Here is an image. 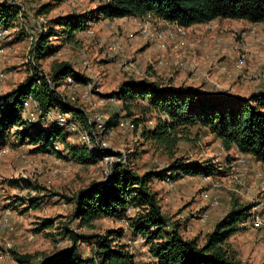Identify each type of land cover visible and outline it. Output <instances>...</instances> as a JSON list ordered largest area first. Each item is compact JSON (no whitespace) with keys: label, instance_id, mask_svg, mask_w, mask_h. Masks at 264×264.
Here are the masks:
<instances>
[{"label":"rangeland","instance_id":"374dc122","mask_svg":"<svg viewBox=\"0 0 264 264\" xmlns=\"http://www.w3.org/2000/svg\"><path fill=\"white\" fill-rule=\"evenodd\" d=\"M7 1L19 5L21 13L16 20V26L1 35L0 72L4 73V77L0 79V95L20 84L32 73L34 67L29 57L32 43L39 31L47 29L51 17L90 10L99 0ZM46 3L51 4L52 9L46 14H38L40 6ZM145 18L98 20L85 31L78 33L76 42H63L60 38L53 37L52 42L59 44V47L53 55L40 61V69L50 73L54 62H69L75 72L81 74L82 80H74L71 77L73 85L69 86L70 82L66 80L65 86L61 85L58 90L74 96L75 100H71L70 104L78 108L84 116H90L93 110H98L105 118L120 112L121 103L110 95L111 92L117 90L124 81L131 79L135 82L146 81L175 86L204 85L240 97L255 92L260 82L264 81L258 76V73L264 71V64L250 70L245 65L243 72L236 71L233 66L239 48L236 44L242 39L248 45V36L264 55V50L254 41V34L245 32L255 26L257 34H262L264 22L243 24L236 19L218 18L215 23L202 24L204 32L218 29L210 36L204 35L198 26L192 25L188 28L187 38L196 41L199 46L202 41H206L208 45L193 51L194 49L187 45L188 40L184 39L183 45L178 48L170 40L160 44L150 41L141 33L139 25L146 21L149 23V29H152L166 26L168 22L161 23L157 19ZM222 20L233 24L221 23ZM242 33L244 35L240 38ZM223 34L235 44L232 46L234 57L231 64H226L227 70L221 69V64L225 63L218 53ZM159 59L162 63H158ZM236 73L243 78L234 79ZM136 116L137 114L133 115L134 118ZM133 117L129 118L124 127H114L106 140L111 151L123 152L126 156L127 153L132 154L133 168L139 174L150 169L164 168L168 163L180 158L210 162L223 167L227 165V155L234 154L223 150L218 141H214L209 135L195 141L191 134L192 137L179 142L176 151L169 157L141 136L140 129L136 130L131 122ZM146 118H151L153 122L157 119V114L153 112L146 115ZM146 124L149 125V122ZM67 135L70 142L76 141L77 132ZM5 146L7 151L0 153V223L7 217L14 230L10 232L0 229V264H20L15 260L13 252L33 254L36 260L52 254L58 247L67 243L65 239L58 245L59 227L63 224L84 235L99 233L115 226L126 228L125 221L101 219L95 223L94 229H88L79 226L78 220L73 218V203H68L66 198H71L76 191L90 182L101 179L103 174L99 162L95 165H82L63 158L57 160L47 153H33L30 151L32 146L28 142H18L14 134L8 137ZM243 158L244 166L235 162L224 176L189 175L182 181H175L173 186L158 179L151 182L152 190L158 193L162 211L171 220L179 222L184 237H197L202 242L205 234L212 230L217 219L225 214L234 199L251 203V211L258 205L256 208L264 213V184L260 185V179L255 176L257 171L264 173V165L260 164L258 169L251 171L252 164L256 161L252 157ZM249 171L252 172L254 183L258 187L245 197L236 188L239 189ZM23 179L28 181L31 188L23 186ZM13 181H16V184ZM31 197L38 198L37 208L31 207L28 200ZM213 198H216L217 204L211 206ZM4 210L10 213L7 214ZM203 212H206L205 218L201 217ZM48 218L53 221V227L35 232L37 222ZM126 237L121 241L134 248L136 260L148 264L150 261L145 257L142 242L133 239L131 235ZM228 240L238 257H241V261L264 264V232L254 227L250 219L244 223L242 230ZM81 250L84 258L92 256L90 244H81Z\"/></svg>","mask_w":264,"mask_h":264},{"label":"trees","instance_id":"16d2710c","mask_svg":"<svg viewBox=\"0 0 264 264\" xmlns=\"http://www.w3.org/2000/svg\"><path fill=\"white\" fill-rule=\"evenodd\" d=\"M51 9V4H43L38 14H46ZM20 13L19 5L0 0V29L14 28ZM145 17L165 23L174 22L183 27L207 23L216 18L260 23L264 22V0H99L90 10L51 17L47 29L38 32L30 49L34 57L32 73L0 95V147L5 146L8 137L14 134L18 142H28L33 153L52 152L78 164H97L101 156L77 140L70 142L63 126L54 122L45 128L38 122L26 124L22 118V103L31 97L38 102L42 112H72L74 118L87 127V119L82 112L64 102L58 94V88L65 84L68 76L80 81L81 74L66 61L54 62L51 72L46 73L48 79L39 70L40 61L53 55L59 47L52 42V38L76 42L78 33L98 20ZM110 95L120 101L121 106L120 112L108 117L107 125L117 126L119 119L128 121L137 114L131 120L135 129H140L145 140L169 157H172L179 142L192 137L191 134L195 141L209 135L227 153L235 149L264 164V90L240 97L204 85L175 86L131 79L124 81ZM153 112L157 114V119L152 122L146 115ZM148 122L149 125L146 124ZM54 142H58L61 149H55ZM132 159V154L127 153L126 162L114 164L113 174L106 183L92 181L71 198H66L68 203H73L72 215L79 226L94 229L95 223L101 219L115 222L123 219L126 228L115 226L84 235L63 224L59 227L58 245L65 239L66 244L41 260H36L33 254L13 252L15 260L20 264H147L145 261L138 262L135 252L121 241L128 231L133 239L142 242L150 261L148 264H246L230 246L228 239L243 229L244 223L249 220L251 203L234 199L228 211L200 242L197 237L182 235L179 222L171 220L162 211L158 193L151 188L154 179L169 177L178 181L181 174L224 176L234 166L235 162L231 163L235 159L233 156L227 155V165L223 167L180 158L164 168L146 170L141 174L133 168ZM13 182L16 184V181ZM22 184L30 187L25 179ZM19 200L22 201L21 198ZM28 200L31 207L37 208L38 198ZM52 227L53 221L44 219L37 222L35 232ZM84 243L90 244L93 250L88 258L82 255L81 244Z\"/></svg>","mask_w":264,"mask_h":264},{"label":"built area","instance_id":"2783aa9c","mask_svg":"<svg viewBox=\"0 0 264 264\" xmlns=\"http://www.w3.org/2000/svg\"><path fill=\"white\" fill-rule=\"evenodd\" d=\"M4 1V0H3ZM146 17L145 20H147ZM139 28L141 29V33L145 37H148V39L152 42H155L157 44L163 43L166 40H170L175 47H180V45H183V39L188 40L187 45L190 46L193 51L195 49H198L199 47H207V42L202 41V44L199 46L196 41L190 40L187 38L188 34V28L189 27H183L180 25H177L174 22H168L166 23V26L157 27L149 29V23L144 21L141 25H139ZM6 31V29H0V39L1 35ZM245 32H248L250 34H254V41L257 43L261 48L264 50V30L262 34H257L258 31H256V27L252 26L250 29L246 30ZM246 34V33H245ZM234 35V34H233ZM244 33L240 35V38ZM236 36V35H234ZM239 36V34H238ZM237 37V36H236ZM239 48L236 51V56L234 60V69L238 72H243L245 68V59L247 58L248 54V45L246 42H244L242 39L239 42ZM33 44V43H32ZM200 49V48H199ZM2 50L1 43H0V51ZM30 54V52H29ZM30 63L34 67V57L30 54ZM158 63H162V60H158ZM221 69L227 70V66L225 64H221ZM41 71V74L44 75L46 79H48V76L43 70L39 69ZM258 76L262 77L264 79V71H261L258 73ZM4 77V73L0 72V79ZM68 82H70L69 86H72L74 81L72 80L71 76H68L66 78ZM66 82V81H65ZM66 84V83H65ZM64 84V86H65ZM87 91H85L86 93ZM58 94L60 95L61 99L70 104L71 100H75V97L72 95H67L58 90ZM82 96H84L82 94ZM114 99V98H113ZM85 114V113H84ZM85 117L87 119V127L82 126L78 120H76L72 114V112H62V113H55L54 110H47L46 112H42L40 109L38 102L31 97H27L24 99L22 103V118L25 121L26 124H34L35 122H38L39 125L43 128L47 127L50 122H54L58 125L63 126L68 131L67 133L70 134V132H77L76 140L79 143L84 144L88 149H90L93 153L99 154L101 156V159L99 161L102 169V177L100 179L101 182L106 183V181L112 176L113 174V168L114 164L116 163H125L127 160L126 154L123 152H113L110 150V145L106 140L107 135L112 131L114 127H124L128 124V121L126 119H119V122L117 126L109 127L107 125V119L103 116V113L99 112L98 110H93L92 114L90 116H87L85 114ZM80 129V130H79ZM79 130V131H78ZM82 130V131H81ZM53 147L55 149H61V145L58 142H54ZM2 151H7L6 146L0 147V153ZM48 155L54 157L57 160H61L62 158L57 157L55 153H47ZM240 163L241 166H244L245 159L243 157L238 158V164ZM264 173L262 171L255 172V176L260 179V185L264 184ZM187 175L181 174L178 181H182L186 178ZM209 177V176H207ZM163 182L167 183L169 186H173L174 182L169 177H165ZM217 200L216 198H213L211 201V206L216 205ZM253 207V211H251L250 214V222L254 227H257L261 229L264 232V213L261 212L260 209H257ZM5 213H10L8 210H4ZM202 218L206 217V212H203ZM122 221H125L121 219ZM0 229L4 230L7 229V231H13L14 226H12L7 219V217H4L1 220L0 223ZM130 242V241H128ZM130 250L133 252L134 248L132 246H129ZM139 264H145V263H139Z\"/></svg>","mask_w":264,"mask_h":264},{"label":"crops","instance_id":"0c3cea01","mask_svg":"<svg viewBox=\"0 0 264 264\" xmlns=\"http://www.w3.org/2000/svg\"><path fill=\"white\" fill-rule=\"evenodd\" d=\"M150 19H152V18H150ZM216 19H218V18H216ZM159 21L161 23H165V22H163L161 20H159ZM214 21H215V19L209 21L208 23H215ZM239 21L243 22V24L245 22L246 23H250V22L244 21V20H239ZM222 22H225V21L222 20L221 23ZM225 23H229V22L226 21ZM235 23H237V22H235ZM260 23H263V22H260ZM202 24H206V23H202ZM202 24H194V25L195 26H198V28H200L201 32L202 31L204 32V29H203ZM229 24H233V23L230 22ZM216 31H218V29L217 30L214 29V31L211 30L210 32H204L203 34L204 35H207V36H210V35H213ZM222 37H223V40H222V43L219 44V51H218V53H219V56L222 57V60H223L222 62L225 63V65L228 62H229L228 64H231V62L233 60V57H234L233 56L234 55V48H232V46L235 45V44H234V42L232 40H230V38L227 37L226 34H223ZM247 41H248V45H249V53L247 54V58L245 59V65L250 70V69H255V68L261 66L262 64H264V55H262L259 52V50L253 45V41H252V38L250 36L247 37ZM239 42H240V40L237 42L236 47H239ZM235 76H236V78H234V79H237L238 78L239 80H241V78H243V77H239L240 74H238V73H236ZM258 90H264V81L260 82V84L256 87V90L255 91H258ZM229 152L230 153H234L233 154V157L235 158L234 160L231 161V163L236 162V160H237L238 157H245L246 156V157L251 158V156H249V155H242V154L238 153L235 149H232ZM260 164H262V163L257 162V161L254 162L252 164V168L250 170L253 171L254 169H258L259 168L258 165H260ZM262 165H264V164H262ZM246 174L247 175L243 178L242 184L239 187L240 190L238 188H236V189L240 192L241 195H243L245 197H248L249 196V193L251 192V190L256 189L258 186L254 183V180L252 178V172L249 171ZM245 192H246V195H245ZM219 219H217V220H219ZM129 235H130V233L129 232H126L125 237L126 236L129 237ZM228 243H230L229 240H228ZM145 257H147L146 259H149L147 254L145 255ZM135 258H136V256H135ZM263 258H264V256H263ZM246 264H249V263H246Z\"/></svg>","mask_w":264,"mask_h":264}]
</instances>
